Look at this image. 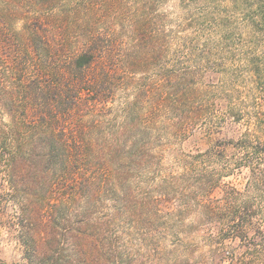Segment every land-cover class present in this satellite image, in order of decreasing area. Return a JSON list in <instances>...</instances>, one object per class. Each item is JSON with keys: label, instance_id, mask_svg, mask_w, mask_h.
Returning <instances> with one entry per match:
<instances>
[{"label": "rangeland", "instance_id": "obj_1", "mask_svg": "<svg viewBox=\"0 0 264 264\" xmlns=\"http://www.w3.org/2000/svg\"><path fill=\"white\" fill-rule=\"evenodd\" d=\"M87 48L111 67L96 132L150 153L101 197L119 255L90 264H264V0H0V84L2 58ZM19 212L0 150V264H26Z\"/></svg>", "mask_w": 264, "mask_h": 264}, {"label": "trees", "instance_id": "obj_2", "mask_svg": "<svg viewBox=\"0 0 264 264\" xmlns=\"http://www.w3.org/2000/svg\"><path fill=\"white\" fill-rule=\"evenodd\" d=\"M25 31L37 34L42 26ZM106 58L87 48L58 69H49L42 54L16 64L2 58L9 68L1 79L0 107L10 120L6 129L0 126V150L20 206L26 264H90L119 255L114 248L120 236L98 215L100 199L118 191L125 169L144 166L150 153L142 136L96 132L101 123L93 107L105 100L110 80ZM8 78L16 80L10 87ZM128 120L126 127L136 126Z\"/></svg>", "mask_w": 264, "mask_h": 264}]
</instances>
